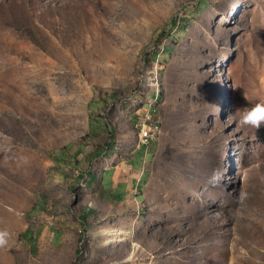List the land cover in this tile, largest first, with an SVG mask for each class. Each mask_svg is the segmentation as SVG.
I'll return each instance as SVG.
<instances>
[{
    "label": "rangeland",
    "instance_id": "374dc122",
    "mask_svg": "<svg viewBox=\"0 0 264 264\" xmlns=\"http://www.w3.org/2000/svg\"><path fill=\"white\" fill-rule=\"evenodd\" d=\"M261 101L264 0H0V264H264ZM139 148L140 195L96 191Z\"/></svg>",
    "mask_w": 264,
    "mask_h": 264
},
{
    "label": "crops",
    "instance_id": "0c3cea01",
    "mask_svg": "<svg viewBox=\"0 0 264 264\" xmlns=\"http://www.w3.org/2000/svg\"><path fill=\"white\" fill-rule=\"evenodd\" d=\"M148 148L149 146L146 147V149ZM143 150L142 148L137 149L135 151L136 156L132 154L127 161L123 159L115 161V154L108 158L110 161H107V158L101 159L97 172L92 173L89 178L92 180V185L97 184L96 191H99L101 187L109 195L110 201L119 203L126 202L128 198L139 194L143 190L147 177V172H144L142 162L139 161L141 159L139 154ZM96 158L100 159L101 156ZM104 181L106 186L103 184ZM88 183L90 184V181Z\"/></svg>",
    "mask_w": 264,
    "mask_h": 264
},
{
    "label": "clouds",
    "instance_id": "9594fccd",
    "mask_svg": "<svg viewBox=\"0 0 264 264\" xmlns=\"http://www.w3.org/2000/svg\"><path fill=\"white\" fill-rule=\"evenodd\" d=\"M236 112L240 113L239 123L244 126L259 129L264 125V101L258 102L249 108L236 109ZM228 118H231V114ZM222 179L223 172L220 169H214L210 182L218 184ZM246 195V193L241 192L240 198L243 199ZM9 238L8 232L0 231V247L6 246L9 242Z\"/></svg>",
    "mask_w": 264,
    "mask_h": 264
},
{
    "label": "bare ground",
    "instance_id": "6f19581e",
    "mask_svg": "<svg viewBox=\"0 0 264 264\" xmlns=\"http://www.w3.org/2000/svg\"><path fill=\"white\" fill-rule=\"evenodd\" d=\"M142 63H143V67H144L143 70H144L145 69V65H146V60H144ZM142 72H143V74L141 76H142V78L145 79V77H147V75L144 74V72H149V71L146 70V71H142ZM150 85L153 86V87H155L158 92L161 91L160 90V83H159V80L158 79H156L155 81L151 82ZM160 96H161V93H158L156 98H158ZM145 110H146V113H148V115L150 117H159V124H161V117H160V114H159V112H158V110L156 108H154V107H151V108H148V109H145L144 108L141 112H139L138 115H140ZM136 127H137V134H138L139 143H140L141 146L148 147L151 144H153L156 141H158L157 140V136H149V138H146V134L144 133L143 128L140 126L139 118H137ZM161 133H162V127L160 129V135H161ZM109 234H112V232L109 233Z\"/></svg>",
    "mask_w": 264,
    "mask_h": 264
},
{
    "label": "built area",
    "instance_id": "2783aa9c",
    "mask_svg": "<svg viewBox=\"0 0 264 264\" xmlns=\"http://www.w3.org/2000/svg\"><path fill=\"white\" fill-rule=\"evenodd\" d=\"M137 118H139L140 126L143 128L146 138L157 136V140H159L162 127V124H159V117H150L145 110L140 115H137Z\"/></svg>",
    "mask_w": 264,
    "mask_h": 264
}]
</instances>
